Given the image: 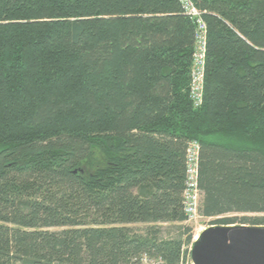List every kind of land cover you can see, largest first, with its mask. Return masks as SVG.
<instances>
[{
    "label": "trees",
    "instance_id": "trees-1",
    "mask_svg": "<svg viewBox=\"0 0 264 264\" xmlns=\"http://www.w3.org/2000/svg\"><path fill=\"white\" fill-rule=\"evenodd\" d=\"M192 2L198 106L181 0H0V264L190 263L192 141L209 225H264V0Z\"/></svg>",
    "mask_w": 264,
    "mask_h": 264
},
{
    "label": "water",
    "instance_id": "water-1",
    "mask_svg": "<svg viewBox=\"0 0 264 264\" xmlns=\"http://www.w3.org/2000/svg\"><path fill=\"white\" fill-rule=\"evenodd\" d=\"M190 258L193 264H264V225H210Z\"/></svg>",
    "mask_w": 264,
    "mask_h": 264
},
{
    "label": "built area",
    "instance_id": "built-area-1",
    "mask_svg": "<svg viewBox=\"0 0 264 264\" xmlns=\"http://www.w3.org/2000/svg\"><path fill=\"white\" fill-rule=\"evenodd\" d=\"M186 11L194 16L197 24L196 53L194 56L192 97L196 106L202 103L205 59H206V24L201 17V13L192 0H181ZM199 158L200 145L198 142L192 143L187 149V177L185 190L183 193L184 211L187 216L185 223L196 222L204 217L199 212L201 191L199 187ZM194 241V240H193ZM193 244V243H192ZM189 246V250L192 247ZM191 259V258H190ZM193 264L192 260L190 262Z\"/></svg>",
    "mask_w": 264,
    "mask_h": 264
},
{
    "label": "rangeland",
    "instance_id": "rangeland-1",
    "mask_svg": "<svg viewBox=\"0 0 264 264\" xmlns=\"http://www.w3.org/2000/svg\"><path fill=\"white\" fill-rule=\"evenodd\" d=\"M210 221H211V219H209V218L201 217L196 222L185 223L186 225H188V226H190L192 228V232H193V235H194L193 240L195 239V237L197 235H199L202 231H204L205 228L210 226L209 225ZM161 225H163L162 227H163V230H164V236L168 237V236H172V235L176 234V232H177V228L176 227L177 226L175 224H173V223H164V224H161ZM134 226L137 227V228H140V229L146 227L145 224H135ZM184 264H186V263H184ZM188 264H191V263H188Z\"/></svg>",
    "mask_w": 264,
    "mask_h": 264
},
{
    "label": "bare ground",
    "instance_id": "bare-ground-1",
    "mask_svg": "<svg viewBox=\"0 0 264 264\" xmlns=\"http://www.w3.org/2000/svg\"><path fill=\"white\" fill-rule=\"evenodd\" d=\"M195 142H197V141H192L190 144H192V143H195ZM186 177H187V175H186ZM186 187V186H185ZM201 191V190H200ZM201 196H202V192H201ZM199 207H200V205H199ZM185 212V211H184ZM205 229H207V228H205ZM200 235V234H199ZM199 235H197L196 237H195V239L194 240H197L199 237ZM192 243H194V241H192ZM193 245V244H192ZM192 248V247H191Z\"/></svg>",
    "mask_w": 264,
    "mask_h": 264
}]
</instances>
